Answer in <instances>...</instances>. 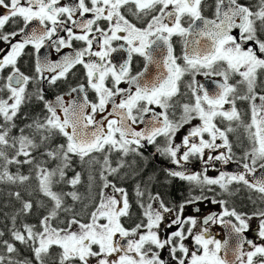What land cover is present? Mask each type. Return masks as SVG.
Instances as JSON below:
<instances>
[{
	"label": "snow or ice",
	"instance_id": "obj_1",
	"mask_svg": "<svg viewBox=\"0 0 264 264\" xmlns=\"http://www.w3.org/2000/svg\"><path fill=\"white\" fill-rule=\"evenodd\" d=\"M0 44V185L19 203L4 213L0 264H264V208L214 192L243 185L264 203V0H0ZM78 67L75 86L47 99L44 86ZM33 101L41 111L24 112ZM148 146L200 194L169 207L137 181L129 225L121 182ZM217 163L237 170L209 176ZM209 199L219 212L185 215ZM34 209L36 223L21 220Z\"/></svg>",
	"mask_w": 264,
	"mask_h": 264
},
{
	"label": "flooded vegetation",
	"instance_id": "obj_2",
	"mask_svg": "<svg viewBox=\"0 0 264 264\" xmlns=\"http://www.w3.org/2000/svg\"><path fill=\"white\" fill-rule=\"evenodd\" d=\"M242 2L249 3V4H255L256 0H242ZM30 52L31 49H28ZM30 59L28 63V66L32 65V58L25 55L24 58L20 61V64L24 66L27 61ZM82 69L77 68L76 70V76L69 77L68 82H58V85L56 87H53V94L48 98H54L55 95L60 94L61 92H67L69 85L75 86V83L78 82L80 76L82 75ZM197 79L208 83L207 80H205L204 77H197ZM264 79V78H262ZM239 106L241 109L246 108V104L240 103ZM187 129H182L180 133H178L176 137V142L179 143L182 136L185 134ZM234 139V138H233ZM237 153V155L241 154V149L236 148L234 149ZM144 156L146 159L139 161V171L140 175L133 178H129L125 181H122V186H124L130 196V202L132 204L131 212L132 217L131 219L127 220L126 222L131 225L134 222H136L140 216L141 210L136 204V197H135V185L137 181H145L147 183L148 189L153 193H159L161 198L165 200V202L168 204L169 207H172L173 205L182 203L185 199L189 197L190 192L193 195H199V189L190 184L188 181L180 180L179 178H171L169 177L165 172V168H175V165H172L171 162L160 156L158 153H156L155 148L153 146H148L144 150ZM131 160V157H129ZM188 171H200L201 170V164L199 161H192L187 165ZM220 170L225 171H235L237 170V165L235 163H230L229 165H220L217 163L216 168H209L208 169V175L209 176H217L219 174ZM231 194L223 193L218 186L215 187L214 192L219 193V195L215 196L216 199H225L228 201L229 207H235L238 211L251 213L255 211L257 208H264V203H262L257 193L247 189L243 185H232L231 186ZM205 195L209 196L210 198L213 197V193H207L205 192ZM220 206L217 204H212L209 200L204 201H198L194 205H188L185 208V215H195L197 211H199L202 215H207L212 212H219ZM252 226L253 231L247 233V236L249 238H256L255 237V226L257 224V221L255 219L252 220ZM213 232L216 235L217 238H222L225 233V229H223L220 225H214L213 226ZM165 256H167V253H164Z\"/></svg>",
	"mask_w": 264,
	"mask_h": 264
},
{
	"label": "trees",
	"instance_id": "obj_3",
	"mask_svg": "<svg viewBox=\"0 0 264 264\" xmlns=\"http://www.w3.org/2000/svg\"><path fill=\"white\" fill-rule=\"evenodd\" d=\"M30 59L27 61V63L21 66L22 71H25L26 73H31L32 71V67L30 65V67L28 66ZM31 64V61H30ZM46 88V98L48 99L52 94H53V87L49 88L47 85L44 86ZM52 97V96H51ZM42 104H39L36 101H33L28 107H26L23 111L26 113H30L32 115H35L36 113H39L42 109ZM77 170H81L79 167H77ZM13 171H15V169H13ZM25 172H27V168L24 169ZM73 175L72 172H69V176ZM87 180H88V172L85 169L84 170V177H83V184L81 186H79V190L81 191V193L87 195ZM10 190H16L15 186H10V185H0V230L5 229L6 226H10V222L5 218L4 213H9L11 214L12 212L15 211L16 208L19 207V203L16 202L14 199H11L8 196V192ZM65 191L69 190L67 187H65L64 189ZM25 196H27V194L25 193ZM87 202V201H86ZM42 214L41 212H38L36 209L33 210V214L31 216H28L26 218L22 217L21 220L22 221H26L28 223H36L39 215ZM5 238H8L7 236H5ZM18 247L21 248V251L27 255V250L24 249V247L22 245H18Z\"/></svg>",
	"mask_w": 264,
	"mask_h": 264
},
{
	"label": "rangeland",
	"instance_id": "obj_4",
	"mask_svg": "<svg viewBox=\"0 0 264 264\" xmlns=\"http://www.w3.org/2000/svg\"><path fill=\"white\" fill-rule=\"evenodd\" d=\"M4 45L3 44H0V47H3Z\"/></svg>",
	"mask_w": 264,
	"mask_h": 264
},
{
	"label": "water",
	"instance_id": "obj_5",
	"mask_svg": "<svg viewBox=\"0 0 264 264\" xmlns=\"http://www.w3.org/2000/svg\"><path fill=\"white\" fill-rule=\"evenodd\" d=\"M50 99H54V98H50ZM172 168V167H171ZM174 168V167H173Z\"/></svg>",
	"mask_w": 264,
	"mask_h": 264
}]
</instances>
